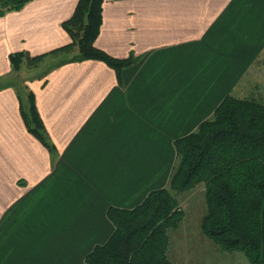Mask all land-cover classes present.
<instances>
[{
	"label": "crops",
	"instance_id": "0c3cea01",
	"mask_svg": "<svg viewBox=\"0 0 264 264\" xmlns=\"http://www.w3.org/2000/svg\"><path fill=\"white\" fill-rule=\"evenodd\" d=\"M77 1L32 0L0 17V264H87L114 231L108 209L166 187L174 141L259 83L264 0H104L95 46L141 59L122 85L96 60L24 79L50 153L23 124L8 55L69 43L61 23Z\"/></svg>",
	"mask_w": 264,
	"mask_h": 264
},
{
	"label": "trees",
	"instance_id": "16d2710c",
	"mask_svg": "<svg viewBox=\"0 0 264 264\" xmlns=\"http://www.w3.org/2000/svg\"><path fill=\"white\" fill-rule=\"evenodd\" d=\"M32 0H0V17L21 10ZM104 0H78L72 15L61 23L70 42L48 52L27 51L8 55L13 71L24 62L30 70L44 61L58 59L46 71L69 62L96 60L111 68L119 85L121 73L141 57L115 58L95 46L102 23ZM2 81V80H1ZM8 82V81H7ZM13 84L19 112L28 133L54 153V147L38 114L35 97L24 84L26 96ZM9 83V82H8ZM12 86V85H11ZM25 96V98H24ZM176 161L167 186L151 191L132 209L111 207L114 225L109 239L85 257L87 264H174L167 257V241L182 217L176 195L199 185L204 187L206 211L202 233L223 251H238L249 264H264V95L227 94L212 116L174 141Z\"/></svg>",
	"mask_w": 264,
	"mask_h": 264
},
{
	"label": "rangeland",
	"instance_id": "374dc122",
	"mask_svg": "<svg viewBox=\"0 0 264 264\" xmlns=\"http://www.w3.org/2000/svg\"><path fill=\"white\" fill-rule=\"evenodd\" d=\"M59 59L44 61L38 68L32 70L22 62L19 66V68L21 67L20 71H13L11 68L9 77L15 80L22 94L26 96L27 90L21 84L22 80L41 74L56 64ZM261 59L262 62L251 70L256 72L254 81L259 83L256 85L254 82H250L249 85L243 83L249 86L247 91L264 95V57ZM255 86L258 87L254 88ZM175 197L179 203L178 209L181 210L182 217L177 228L168 234L167 257L171 262L174 264H249L243 253L223 251L218 244L202 233L200 224L206 211L203 185L180 192Z\"/></svg>",
	"mask_w": 264,
	"mask_h": 264
}]
</instances>
